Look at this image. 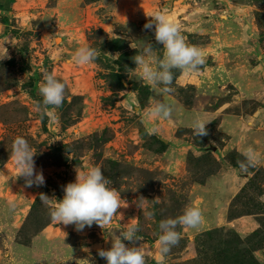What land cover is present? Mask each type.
<instances>
[{
  "label": "rangeland",
  "instance_id": "1",
  "mask_svg": "<svg viewBox=\"0 0 264 264\" xmlns=\"http://www.w3.org/2000/svg\"><path fill=\"white\" fill-rule=\"evenodd\" d=\"M158 11L205 59L187 75L173 69L163 95L133 61L142 42L162 56L144 28ZM81 46L97 50L93 63L72 62ZM46 73L66 83L51 116L36 107ZM155 98L171 106L169 119H148ZM196 118L208 122L207 135H194ZM17 137L35 153L43 184L29 186L18 174ZM248 147L259 162L243 173L237 162ZM90 167L127 206L104 228L77 231L52 220L40 194L55 203L76 170ZM261 197L264 0H0V264H106L98 249L129 226L139 228L146 264H156L159 222L187 206L199 207L204 222L177 227L179 242L164 264H264Z\"/></svg>",
  "mask_w": 264,
  "mask_h": 264
},
{
  "label": "clouds",
  "instance_id": "2",
  "mask_svg": "<svg viewBox=\"0 0 264 264\" xmlns=\"http://www.w3.org/2000/svg\"><path fill=\"white\" fill-rule=\"evenodd\" d=\"M149 17L151 20L144 25V28L154 31L155 41L163 48L162 56L156 55L152 43L142 42L144 47L140 54L133 57V61L139 70L140 78L153 89L160 88V95H163L171 91L173 69H178L186 75L197 71L205 62L204 53L197 46L185 41L179 25L166 13L158 11ZM97 56L96 49L81 46L74 51L71 60L76 65L83 66L93 63ZM65 90V82L52 73L44 74L43 80L38 85L42 106L38 104L37 110L51 116L52 110L62 105ZM171 115V106L158 98L153 100L146 113L149 120L169 119ZM207 123L200 118L194 119L191 124L194 135H207ZM147 131L152 134L156 132V128L150 127ZM241 154L244 160L237 163L240 171L247 173L249 167H254L259 162V157L251 147L246 148ZM34 155L23 137L15 138L11 158L19 169L18 174L25 176L26 184L29 186L33 182L38 184L44 182L42 173H34ZM110 185L111 181L104 176L99 167H90L83 171L76 170L75 181L63 187L62 199H55L53 203L54 198H49L44 193L40 194V199L49 207L50 216L57 223L75 225L77 231H82L86 226L91 227L93 223L104 228L118 214V208L127 206L121 199L120 193ZM260 199L264 202V197ZM156 200L158 202V198ZM147 215L151 217L152 213ZM203 222V214L197 206H187L183 213L175 218L162 219L158 224L160 232L156 245L159 254L155 257L156 264H164L171 248L179 242L181 234L176 230L178 226L198 229ZM138 231L139 228L136 226L126 227L120 231L115 240L111 241L110 248L98 249V255L106 261V264H146L144 253L139 246H136L139 242Z\"/></svg>",
  "mask_w": 264,
  "mask_h": 264
}]
</instances>
